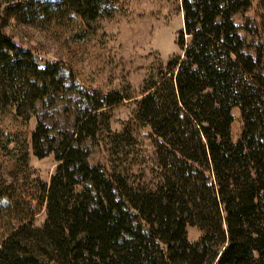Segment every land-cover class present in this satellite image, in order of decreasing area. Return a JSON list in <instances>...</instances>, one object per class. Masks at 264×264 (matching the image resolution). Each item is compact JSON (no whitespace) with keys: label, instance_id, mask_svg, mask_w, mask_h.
I'll return each mask as SVG.
<instances>
[{"label":"trees","instance_id":"16d2710c","mask_svg":"<svg viewBox=\"0 0 264 264\" xmlns=\"http://www.w3.org/2000/svg\"><path fill=\"white\" fill-rule=\"evenodd\" d=\"M177 2L180 54L135 95L87 86L78 62L118 0H0V264H264V0ZM11 22L57 35L62 59L40 61ZM144 129L155 184L134 170ZM30 149L55 158L49 182Z\"/></svg>","mask_w":264,"mask_h":264},{"label":"rangeland","instance_id":"374dc122","mask_svg":"<svg viewBox=\"0 0 264 264\" xmlns=\"http://www.w3.org/2000/svg\"><path fill=\"white\" fill-rule=\"evenodd\" d=\"M256 4L258 0H255V6ZM116 8L114 18L98 22L95 41L78 56L82 80L87 86L102 89L129 85L132 93L137 95L154 69L166 67L171 59L180 54L177 39L183 28V14L178 11L177 0H118ZM254 15L253 9L249 16ZM5 30L24 47L32 49L42 62L60 60L65 54L60 39L52 32L17 25L14 22ZM134 108L133 103L125 102L113 110V131L120 132L123 129L132 119ZM235 116L237 121L233 126V133L238 136L241 126L238 110H235ZM34 127L35 123L31 121L25 132L31 133ZM135 135L139 143L141 162L145 164L137 165L134 170H142L147 181L155 184L156 180L151 174L154 151L148 139V131L144 129ZM106 160V155L101 152L94 153L91 158L93 164L105 165ZM29 166L32 178L49 182L57 162L53 156L38 159L30 149ZM0 178L6 179L1 170ZM45 218L43 210L36 217L35 225L41 226ZM188 237L190 241H197L200 232L196 228H189Z\"/></svg>","mask_w":264,"mask_h":264}]
</instances>
